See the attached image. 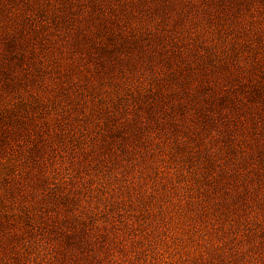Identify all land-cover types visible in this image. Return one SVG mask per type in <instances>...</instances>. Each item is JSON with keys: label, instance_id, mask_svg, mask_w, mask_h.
<instances>
[{"label": "rangeland", "instance_id": "obj_1", "mask_svg": "<svg viewBox=\"0 0 264 264\" xmlns=\"http://www.w3.org/2000/svg\"><path fill=\"white\" fill-rule=\"evenodd\" d=\"M0 264H264V0H0Z\"/></svg>", "mask_w": 264, "mask_h": 264}]
</instances>
